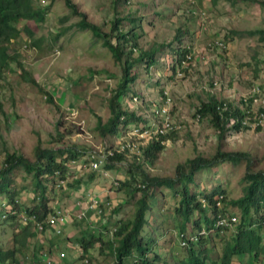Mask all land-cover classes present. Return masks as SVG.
Segmentation results:
<instances>
[{"label":"rangeland","instance_id":"rangeland-1","mask_svg":"<svg viewBox=\"0 0 264 264\" xmlns=\"http://www.w3.org/2000/svg\"><path fill=\"white\" fill-rule=\"evenodd\" d=\"M72 1L86 14L87 21L99 25L104 32L109 31L115 16L138 19L135 29L138 48L154 50L155 62L150 66L143 62L134 67L136 80L119 101L139 119L131 120L127 127L121 123L115 135H99L95 130L97 118L105 122L109 117L108 98L121 76V63L114 60L101 40L93 37L89 30L76 26L80 17L73 15L62 0H34L38 6L49 7L45 21L37 26L32 22L18 25L26 26L27 32L11 40L9 53L16 56L15 60L0 71V164L5 151L34 160L38 144L57 147L64 140L76 150L97 152L116 147L120 140H132L133 149L126 152L123 161L115 163V169L118 168L115 173L109 170V176H101L85 168L78 173L82 181L73 191L81 192L79 201L85 202L84 208L78 207L81 204L77 205L74 195L70 196L69 186L65 190L48 183V206L68 209L72 220L60 235L47 230L41 234L35 232V236L28 239L30 250L38 245L42 251L52 248V256L64 252L65 260L61 259L59 264H114L115 259L106 247L101 248L100 242L82 258L79 244L75 242L86 227L96 232L107 228L103 230L106 240L110 236L109 229L116 224V217L132 215L134 185L117 189L112 182L114 178L121 179L117 171L126 174L135 157L142 160L140 146L158 140V132L168 129V138L157 158L142 164L151 175L172 176L176 164L197 154L210 156L218 146L226 151H246L251 155L253 170L264 168V115L260 118L254 115L259 108H264V36L248 34V31L264 30V8L260 4L262 0H127L121 2L115 14L111 0ZM57 34H60L58 38ZM177 34L187 46L190 57L181 64L176 62L179 42L174 36ZM137 52L134 50V56ZM18 63L37 85L21 77ZM208 94L240 108L247 106L251 99L253 114L245 119L248 127L227 130L220 138L218 130L195 113ZM46 95L51 96V100ZM132 169L137 174L136 185L140 176ZM244 172L245 163L236 166L224 163L205 169L196 176L195 188L209 191L219 185L229 199H235L243 192ZM90 175L93 178L88 185L105 190L96 197L98 201L110 204L88 209L92 212L87 215L85 208L92 202L88 200V187L84 185L83 190L82 182ZM14 179L17 203L21 208L31 206L34 186L30 176L19 170ZM113 206H120L119 211L113 213ZM175 206L173 197L164 190L147 212L148 223L143 234L155 238L154 250L163 257L156 264H173L186 254L187 246L181 247L175 234L178 231ZM100 208L102 213H96ZM230 210L238 213L231 206ZM82 213L88 216L87 220L76 218V214ZM104 219L108 224L102 228ZM20 226L16 221L0 219V248L13 245V234ZM231 234L227 230L223 236L209 235L206 243L213 247L212 258L221 253ZM27 254L25 261L31 263L32 254ZM17 257L23 261L19 252ZM260 261L264 263V258ZM231 264H250V259L248 255L233 257Z\"/></svg>","mask_w":264,"mask_h":264},{"label":"trees","instance_id":"trees-1","mask_svg":"<svg viewBox=\"0 0 264 264\" xmlns=\"http://www.w3.org/2000/svg\"><path fill=\"white\" fill-rule=\"evenodd\" d=\"M62 1L73 15L80 17L79 21L76 22V26L81 30H89L93 37L101 40L102 46L110 51L114 60L121 63V76L108 98L109 117L105 122H102L101 118L98 117L95 125V130L99 135L104 137L115 135L121 123L127 126L131 120L139 119L135 118L133 112H128L122 107L119 98L130 91V86L136 80L137 74L134 67L143 62L147 66L153 64L155 62V51H143L138 48V36L135 32L137 18L115 16L110 22L109 31L104 32L99 25L87 21L86 14L79 11L72 0ZM126 1L111 0L113 12L117 14L121 2ZM260 4L264 8L263 0L260 1ZM48 8V6L36 5L34 0H0V71L7 68L15 60L16 56L9 53L11 40L17 38L22 32H27L26 26L24 27L23 24L18 25L22 22H32L36 26L43 23ZM127 26L128 29H125ZM248 34H261L264 36V30L248 31ZM59 35L57 34L55 37L58 38ZM179 36V34L175 35L174 39L179 42L175 50L177 54L176 62L181 64L189 56V50ZM134 50L138 51L136 56H134ZM18 66L21 69V77L37 85L23 65L18 63ZM38 87L42 89L40 86ZM46 97L51 100V96L46 95ZM241 103H244V101H241ZM251 103L252 100L249 99L247 106L245 104L244 108H240L238 105L235 106L233 102L221 100L213 94H208L205 100L200 101L195 113L214 126L218 130L220 138H223L227 130L239 131L241 128L248 127L245 125V119L253 114ZM1 110L2 105L0 103ZM254 115H257L258 118L261 115L263 116L264 108H259ZM256 129H260L258 125ZM159 137L158 140H151L145 146H140L142 160L140 161L139 157L134 158L129 164L130 167L126 170L125 178L120 180L116 187L122 189L134 185L131 194L134 200L132 215L118 218L115 221V231L106 240L103 238V233L107 228L98 232L90 227L82 230L80 237L75 242L79 244L83 251L82 255L78 254L79 257L82 258L89 253L90 248L95 243L100 242L101 248L106 247L108 253L115 259L114 264H156L162 260L163 257L153 247L155 238L146 237L143 234V228L148 223L147 212L151 209L152 202L163 194L164 190H168V194L173 197L176 203L173 211L176 216L178 231L175 234L178 240L186 238L188 241L185 256L180 260H176L173 264H231L233 257L242 258L244 255H248L251 260L260 261L264 258V168L253 170L251 168V155L246 151H226L218 146L210 156L197 154L182 163L176 164L172 176L151 175L143 169L142 164L144 161L153 162L158 153L162 151L163 142L168 138V135L164 134ZM61 138L62 136H60ZM61 142L62 145L57 147H42L38 144L35 147L34 160L32 161L17 152L5 151L0 164V200L12 204L13 209L17 211L23 209L17 203L18 190L15 188L14 181L15 173L22 170L30 176L34 186L33 203L31 206L24 207V209L30 213H35L41 219L52 210L48 206L47 188L53 174L57 172L63 177L67 173L70 178L72 177L71 181L66 184V187L69 186L70 191H73L75 186L80 185L82 177L74 176L69 161L79 160L85 151L76 150L74 145L64 140H61ZM124 159V153L109 156L104 168L113 170L116 168L115 163ZM224 163L233 166L245 163V172L242 176L244 182L243 192L239 197L229 199L225 190L219 185L209 191L196 190V176L199 173ZM132 168H135V172L139 173L140 182L138 183L143 184V187L138 186V183L134 184L137 174H134ZM89 178H93L92 175ZM218 195L223 196L224 207L231 206L238 210L239 219L235 231L225 241L221 253L212 258L210 251L213 247L209 246L206 240L212 233L216 236H223L217 230L214 232L209 231L214 226L215 217L219 211L215 204ZM99 205L102 206L103 204L100 202ZM112 209L113 213L118 212L120 206H113ZM6 220L16 221V224H19L14 215H8ZM107 224L106 221L102 228L106 227ZM20 227L13 234V245L6 249L0 248V264H42L41 247L36 245L37 248L30 250V244L28 243V239L35 236V231L28 225H21ZM201 229H204L207 233L198 234L197 238L195 237L196 239L189 240L191 236H196ZM48 251L52 252L53 249L50 248ZM18 252L23 255V261L17 257ZM28 252L32 254L31 263L25 261ZM62 260H65V258H62Z\"/></svg>","mask_w":264,"mask_h":264},{"label":"built area","instance_id":"built-area-1","mask_svg":"<svg viewBox=\"0 0 264 264\" xmlns=\"http://www.w3.org/2000/svg\"><path fill=\"white\" fill-rule=\"evenodd\" d=\"M187 58H190V57L188 56ZM197 117H199V115H197ZM165 130L158 132L157 136L166 134L168 129L166 131ZM142 139L143 138H141V140ZM132 143L134 142L129 139H124L122 141L120 140V142H118L116 147H113V148L110 147L105 150L99 149L97 150V152L94 150L86 151L79 160L77 161L70 160L69 162L73 169L74 176H78V173L83 171L82 169L84 168L86 170L88 169L87 171L97 172L101 176H109V170L104 168V164L108 162V157L113 156L114 154H119V153L126 154V152L127 153L131 152V150L133 149L135 145V144L133 145ZM71 178L69 177L67 173H65L63 177H61V175L56 172L55 174L51 176V179H50L51 182L49 183H52V184L54 183V186L57 188H62V186L65 188L66 184L71 181ZM124 178H121V179L114 178L112 182L113 185L117 187L119 184V181L123 180ZM138 186L143 187V184L138 183ZM217 197L218 199L215 204L219 211L216 214L214 226L210 228L209 231L214 232L215 230H217L219 231V233H224L225 231L230 230V232H233L235 231L236 225L238 223V219H239L238 214L235 211L230 210V206L224 207V203L222 201L223 199L222 195H218ZM88 200L92 202L90 205H88V209L95 210L99 206L100 201H98L96 197L94 196L89 197ZM104 202L105 200L101 203L105 204ZM77 203H79V201ZM109 204L110 203L107 202V204L105 205H109ZM0 206H1L0 207V210H1L0 219L1 220H5L8 217V215H14L17 221L19 222V224L28 225L33 231L39 234L44 233L48 230L53 235H60L63 231V227L69 221L72 220V217L69 218V212H67L66 210L60 207H53L52 210H50L47 214H45L43 218L39 219L35 213H30L24 208L21 209L20 211L13 209L12 204H9L4 200L2 203H0ZM96 213L101 214L102 209L100 208V210L96 211ZM76 216H77L76 218L78 219L85 218L84 213H82L81 215H76ZM116 218H120V217H116ZM103 224H105V220H103V223L101 225ZM115 229H116V224L112 228L109 229L108 233L110 236H112ZM100 231H103V230H100ZM206 233L207 232L204 229H201L197 233L196 236H191L189 240H192L193 238L196 239L198 234H206ZM179 241H180L179 242L180 246L188 245L187 244L188 241L186 240V238L179 240ZM79 250H80V254H83V251L80 248ZM40 255L42 258V264H57L64 257L65 253L61 251V252H58L56 256H52V252L42 251ZM251 264H264V263L258 260H251Z\"/></svg>","mask_w":264,"mask_h":264},{"label":"crops","instance_id":"crops-1","mask_svg":"<svg viewBox=\"0 0 264 264\" xmlns=\"http://www.w3.org/2000/svg\"><path fill=\"white\" fill-rule=\"evenodd\" d=\"M116 170L117 169H113V170H110L111 172H113V173H115L116 172ZM116 174H118L121 178H124L125 177V172H121L120 170L119 171H117V173ZM118 177V176H117ZM89 182H91V179L90 178H88V179H84V182H82L83 183V190H84V185H86L87 187H88V189H87V195H88V198L89 197H92V196H94V197H100V195L101 194H103V191H105L104 190V188H99V189H97L96 188V186H95V188H93L94 187V185L93 186H90V185H88V183ZM68 187H65V188H63V189H67ZM90 188H92V190H90ZM86 189V188H85ZM82 190V191H83ZM69 193V192H68ZM79 193H81V192H78V191H71V193H70V196L72 197L73 195L75 196V200H76V202L77 201H79V196H82V195H78ZM78 196V197H77ZM103 198V197H102ZM103 199H105V198H103ZM115 202V201H114ZM79 203L81 204V206H78L79 208H84V201H82V200H80L79 201ZM114 204V203H113ZM77 205H79L78 203H77ZM115 205V204H114ZM57 207V206H56ZM73 207H74V205H73ZM64 210H66L67 212H69V210L68 209H64ZM88 210V206L85 208V211H87ZM72 211H74L75 212V209H73ZM92 212V211H91ZM89 210H88V212H87V215H89L90 213H91ZM77 215V214H76ZM75 215V216H76ZM93 215L91 214L90 216H89V218H91ZM88 217V216H87ZM87 217H85V218H83L82 220L83 221H85V220H87L86 218ZM78 219V218H77ZM78 220H80V219H78ZM105 220V223H106V221H107V219H104ZM70 222V221H69ZM68 222V223H69ZM89 223H91V221L89 222ZM103 226V225H102ZM241 261V260H240ZM250 264H251V259H250Z\"/></svg>","mask_w":264,"mask_h":264}]
</instances>
